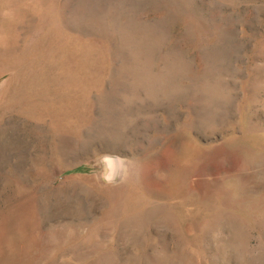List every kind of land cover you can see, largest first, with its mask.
Instances as JSON below:
<instances>
[{
    "label": "rangeland",
    "instance_id": "obj_1",
    "mask_svg": "<svg viewBox=\"0 0 264 264\" xmlns=\"http://www.w3.org/2000/svg\"><path fill=\"white\" fill-rule=\"evenodd\" d=\"M0 264H264V0H0Z\"/></svg>",
    "mask_w": 264,
    "mask_h": 264
}]
</instances>
